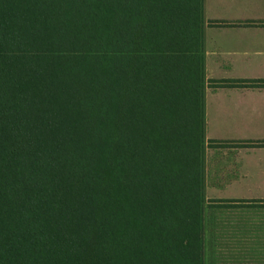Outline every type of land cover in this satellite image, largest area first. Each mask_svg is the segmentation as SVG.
Masks as SVG:
<instances>
[{
	"label": "trees",
	"instance_id": "obj_1",
	"mask_svg": "<svg viewBox=\"0 0 264 264\" xmlns=\"http://www.w3.org/2000/svg\"><path fill=\"white\" fill-rule=\"evenodd\" d=\"M201 0H0V264H202Z\"/></svg>",
	"mask_w": 264,
	"mask_h": 264
},
{
	"label": "crops",
	"instance_id": "obj_2",
	"mask_svg": "<svg viewBox=\"0 0 264 264\" xmlns=\"http://www.w3.org/2000/svg\"><path fill=\"white\" fill-rule=\"evenodd\" d=\"M202 264H264V0H201Z\"/></svg>",
	"mask_w": 264,
	"mask_h": 264
}]
</instances>
